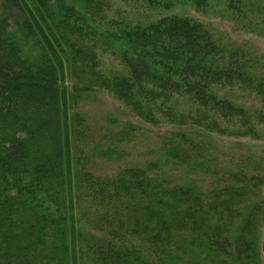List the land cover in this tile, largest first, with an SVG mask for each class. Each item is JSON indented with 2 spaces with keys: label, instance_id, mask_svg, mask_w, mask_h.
<instances>
[{
  "label": "trees",
  "instance_id": "1",
  "mask_svg": "<svg viewBox=\"0 0 264 264\" xmlns=\"http://www.w3.org/2000/svg\"><path fill=\"white\" fill-rule=\"evenodd\" d=\"M185 7L264 38V0H0V264H264V51Z\"/></svg>",
  "mask_w": 264,
  "mask_h": 264
},
{
  "label": "rangeland",
  "instance_id": "2",
  "mask_svg": "<svg viewBox=\"0 0 264 264\" xmlns=\"http://www.w3.org/2000/svg\"><path fill=\"white\" fill-rule=\"evenodd\" d=\"M184 9L188 14L196 16L205 21L211 22L219 30L225 31L231 37L232 41L250 40L251 42H253L254 45L257 46V48L260 51H264V38L257 37L252 34H244V33L236 32L232 29L231 23L227 20H223L218 17L203 16L190 7H185ZM247 102L251 104L253 101L252 99H247ZM119 105L120 104L117 101L113 100L109 96L100 95L96 100H94L92 103L87 105V111L89 113V117L91 121L95 125L103 126L104 123L106 122L108 123V121L113 120L115 118L117 120H120L126 117V115H124ZM143 128H144L143 133L146 135H150L152 131L155 135L157 134V129L151 127L150 125H143ZM242 141L255 143L254 140L249 138H243ZM149 142H150L149 140L144 138L141 143L133 147V151L136 154L144 151L145 147H147ZM129 160L136 162L139 159L128 158L126 160H121L117 162L101 161L98 162L96 166V170L103 173H111L114 172L116 169H118L121 165L128 163ZM262 250L264 257V230H263Z\"/></svg>",
  "mask_w": 264,
  "mask_h": 264
}]
</instances>
